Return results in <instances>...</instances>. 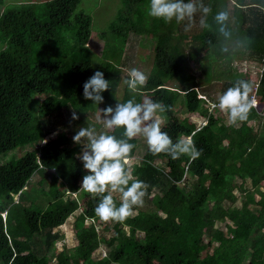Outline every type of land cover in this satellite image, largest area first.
<instances>
[{"label":"trees","instance_id":"obj_1","mask_svg":"<svg viewBox=\"0 0 264 264\" xmlns=\"http://www.w3.org/2000/svg\"><path fill=\"white\" fill-rule=\"evenodd\" d=\"M80 1L29 2L14 10L6 6L0 15V28L9 35L6 50L0 52V156L36 145L17 160L0 165V264H49V252L54 264H264V115H259L261 134H254L248 126L263 104L257 97V110L252 109L248 119L238 126L224 125L219 112L209 113L204 105L213 98L208 93L200 94L197 80L188 73L181 34L178 48L174 45L157 51L145 87L131 93L125 84L121 103L133 95L140 102L145 92L147 97L169 106L166 116L174 112L176 91H181L185 110L207 120L201 127L180 121L192 131L189 137L202 153L195 160L187 155L174 160L168 154H153L147 149L133 172L134 179L149 186L143 206L136 207L124 221H111V226H105L104 231H112L109 238H102L108 254L92 259L100 246L96 222L101 220L95 215L100 197L80 187L79 182L87 174L76 157L81 148L69 147L71 140L64 131L42 143L65 126L62 107L68 108L67 115H71V108L81 118L83 85L96 71L104 73L109 89L119 82L120 67L112 60L104 58L99 65L92 63L93 52L85 46L90 38L91 17L77 11ZM143 1L133 0L139 6ZM195 1L199 0H192ZM201 1L211 12L205 17L198 7L195 16L200 14L209 27L201 26L200 33L191 35L199 41L193 57L204 51L218 53L226 41L234 39L236 45L245 48L246 59L260 64L256 83V95L260 96L258 91H264V0L233 8L231 24L227 22L228 37L219 31L214 19L217 12L225 11V2ZM116 20L128 23L131 17L120 12ZM120 25L115 22L111 34L120 35L116 31L122 28ZM62 30L71 37L68 52L64 48L68 41L56 36ZM126 33L121 35L125 37ZM165 37L159 36V40ZM58 48L62 57L54 60L56 55L52 53ZM44 50L50 57L43 54ZM206 72L208 78L210 71ZM166 80L176 81L179 89L166 86ZM238 80L250 82L232 77L218 90L219 96ZM108 90L101 95L104 97ZM44 95L33 117L28 108L34 105L36 111L37 97ZM76 122L82 124L80 119ZM170 124L162 131L175 143L182 137L177 122ZM109 134L122 138L123 129H113ZM129 143L135 147L128 160L135 154L137 140ZM155 158L163 159L166 168L158 167ZM36 174L40 183L48 178V189L32 186L28 193L25 189ZM247 181L249 189L245 188ZM234 189L244 192V200L238 207H223L225 198L234 200ZM41 194L50 198L45 210L35 203ZM16 195L18 202L30 201L18 227L14 226L12 214L2 218ZM78 196L84 198V204L73 225L76 244L71 250L55 253L54 244L60 238L55 229L78 209ZM113 198L119 207L120 197ZM215 222L223 223L225 231L214 227Z\"/></svg>","mask_w":264,"mask_h":264},{"label":"rangeland","instance_id":"obj_2","mask_svg":"<svg viewBox=\"0 0 264 264\" xmlns=\"http://www.w3.org/2000/svg\"><path fill=\"white\" fill-rule=\"evenodd\" d=\"M50 0H3L0 3V15L2 14L4 8L6 7L8 10L17 9L18 6L21 4L33 2V3H42L47 2ZM203 1L199 0L198 2L195 1L194 3L199 6L202 4ZM225 2V11L229 13V24H231L233 18V8L237 7L238 5H247L250 3L255 2L254 0H223ZM238 4V5H237ZM150 6V0H144L140 6L139 3H134L133 0H81L79 5L77 6V11H81L84 14H87L91 17V33L90 38L87 41L86 45L89 49L93 52V59L92 63L94 65L101 64L105 59H110L113 61L114 64L119 65L120 67V76L119 82L117 87L111 88L108 92H105L103 97V102L96 105L93 104L92 101L88 100H79L80 108L79 110L83 112L81 114V118H79L82 122L78 123L71 120L72 112L74 109L69 108L71 115H67L66 110L68 108L62 107L61 111L64 118L67 119L65 126L59 128L53 134L47 136L44 141H48L53 139L58 133L64 131L67 137L71 140L69 143V147L72 146H79L82 150L83 144H86L87 141H83V144H76L73 141V136L79 131L81 127H89L94 126L98 132L101 131H108L109 133L112 130H107L103 127V124L100 122V119L103 116L102 110L106 109L107 107H112L115 109L117 103L122 102V98L124 95L125 83L124 80L127 78V73L132 68H137L143 72L147 76L151 75V70L154 64V57L158 50H162L163 47H175L178 48V43L180 37L182 39V49L184 50L185 56H187V71L189 74H192L195 79L197 80L198 84V91L200 94L208 93L213 99H207V103H205V108H208V112L215 114H221L224 118V125H228V116L226 113H223L219 110V108L213 109L212 104L218 103L219 96L218 90L223 86V83L228 81L230 78H247L250 80L251 84L256 87V83L259 80V70L260 64L246 59V52L243 46L236 45V41L234 39H230L226 41L222 47L219 49L218 53L211 50L210 52H199L197 57H193L197 51L198 42L197 40L191 38V35L200 33L201 30V17L200 14H197V17L194 16L193 21L190 23L187 19L182 21L181 23L177 24L175 20L172 22H165L163 19H157L150 17L148 15V10ZM126 13V15L131 17V21L125 23V21L118 22L116 19L119 13ZM127 17V16H126ZM117 22V25L121 23L120 29L116 31L120 33V35H116L115 33L111 34L110 28L111 26ZM130 24V26L128 25ZM128 25V26H127ZM189 28V31H185V28ZM127 30H129L127 32ZM127 32V33H126ZM126 36L123 37L121 34H125ZM182 36H181V35ZM166 36L165 40H159V36ZM57 37L65 38L66 44L64 46L65 52L70 50V40L71 37L67 35V31L62 30L58 31L56 34ZM9 35L4 32L0 28V52L6 50V46L8 45ZM41 49H45L43 47H38ZM227 49V50H225ZM10 51V50H7ZM161 52V51H160ZM228 52L229 57H227L226 53ZM43 54L46 57H50L49 51L44 50ZM55 57L54 60L61 59L62 52L61 48L57 50H53ZM121 54V58H120ZM227 57V58H226ZM49 59V58H48ZM210 71V76L207 78V72ZM165 85L172 89H179L178 84L174 80H166ZM254 90V89H253ZM255 92H251V96L254 95ZM176 100H175V109L174 112H168L166 116L163 118L162 127L171 126V121H176L177 125L176 128L179 130L182 139H188L189 135L191 134V130L187 128V126L182 125L180 123L181 120H186L189 123L195 124L197 127H201L206 124V119L199 115V113H190L185 110L184 103H183V94L181 91H176ZM256 94V93H255ZM260 96H256L259 99V102L262 103L261 109L258 111V116L255 117L248 123V126L253 128L254 134H261L262 128L259 119V115H264V91L257 93ZM147 93H141L140 102L143 101L145 97H147ZM208 96V95H207ZM44 96L37 97L38 103L36 104V111L33 106H29L28 110L31 115L34 117L35 114L38 112L39 106L42 101L45 99ZM260 97V98H259ZM149 98V97H147ZM206 98H210L209 96ZM88 108H84L87 107ZM259 108V107H258ZM86 109V110H85ZM255 109V108H253ZM257 110V109H255ZM76 111V110H75ZM55 115V112L51 114L49 117ZM78 115V114H77ZM74 122V124H73ZM238 126V125H236ZM137 140V148L135 150V154L132 159L127 160L126 167L127 170L132 174L134 172V168L137 167L138 162L143 157L144 153L147 151L148 146L146 143L145 138L143 137H136ZM36 145H26L22 148H16L5 155L0 156V165L10 163L12 161L17 160L26 152L35 149ZM81 153V151L79 152ZM77 160L80 164L83 165V162L78 159V155L76 156ZM154 163L158 167L166 168L165 161L160 158H155ZM53 172V171H51ZM48 179V178H47ZM44 179L40 183V176L38 174L34 175L33 179L31 180L30 184L25 189L26 192L30 193V187L35 186L36 188L42 187L43 190L48 189V180ZM42 180V178H41ZM239 182V181H237ZM82 180L79 182L81 187ZM245 188H250V183L247 181L245 183ZM156 192V190L154 191ZM151 193L150 197L153 196ZM233 194L235 196L234 200L225 198L222 201V206L227 208L229 206H239L240 203L244 200V192L234 189ZM112 195H118L117 193H112ZM73 195L72 197H74ZM79 207L78 209L72 213L64 222L63 225L55 229L59 232L60 238L54 244V252H61V250H71L74 248L76 244V239L74 235V221L75 219L81 214L83 211V204L84 198H80L78 196ZM50 198L41 194L37 201H35L36 206L45 210L46 205L48 204ZM18 196L14 197V202L9 210L8 214H3L2 218L5 220L7 217L12 214V219L14 220V226L18 227L20 224V217L25 208L29 206V200L26 202H18ZM17 218H16V216ZM40 226L43 227L44 224L41 221ZM105 226H111V221L103 222L99 221L96 222V231L99 235V242L100 246L97 250L94 251L92 254L93 260H99L100 258L105 257L108 254V248L105 244H103L102 238H109L112 234L111 229L104 231ZM216 228L225 231V227L223 223L215 222ZM17 229V228H15ZM16 235L19 234L16 232ZM55 255V254H54ZM49 257V264H54L52 258V253H48Z\"/></svg>","mask_w":264,"mask_h":264},{"label":"clouds","instance_id":"obj_3","mask_svg":"<svg viewBox=\"0 0 264 264\" xmlns=\"http://www.w3.org/2000/svg\"><path fill=\"white\" fill-rule=\"evenodd\" d=\"M203 12L206 17L211 9L200 4L197 6L192 0H150L148 15L153 18L163 19L165 22L176 21L177 24L187 19L190 23L196 12ZM215 22L219 31L225 36H230L227 31L229 13L219 11L216 13ZM201 26L209 27L204 19ZM189 31V28H185ZM227 50V49H225ZM148 76L145 72L132 68L127 73L124 83L131 93H136L146 86ZM110 87L104 73L96 71L83 85V97L93 104L103 102L104 91ZM252 84L246 80H238L232 87L219 96L218 103H213L212 108L226 113L228 121L237 125L248 119L251 110L256 106V101L250 98ZM169 106L163 102L154 101L145 97L142 102H137L135 96L126 102L117 103L115 109L107 107L102 110L100 122L107 130L123 129L122 138L109 134L108 131L98 132L94 126L81 127L73 136L76 144H83L78 159L83 162L87 174L83 176L81 188L99 196L100 201L95 208V215L103 222H121L130 217L136 207H142L147 194L148 185L139 179H134L126 168V162L135 147L129 143L136 137L146 140L148 149L153 154L165 153L172 159L187 155L190 160L198 159L202 150L196 148L194 140L178 139L175 143L167 132L162 131L164 114ZM79 116L73 110L71 120H78ZM105 193H109L104 195ZM112 193L120 194V204L117 207Z\"/></svg>","mask_w":264,"mask_h":264},{"label":"built area","instance_id":"obj_4","mask_svg":"<svg viewBox=\"0 0 264 264\" xmlns=\"http://www.w3.org/2000/svg\"><path fill=\"white\" fill-rule=\"evenodd\" d=\"M256 89H257V86L255 87V89H254V91H253V92H255V93H256V92H257V90H256ZM255 93H254V95H253V96H251V97H250V98H252V99H254V100L256 101V106H255L254 108H256V107H257V97H256L257 95H256Z\"/></svg>","mask_w":264,"mask_h":264},{"label":"bare ground","instance_id":"obj_5","mask_svg":"<svg viewBox=\"0 0 264 264\" xmlns=\"http://www.w3.org/2000/svg\"><path fill=\"white\" fill-rule=\"evenodd\" d=\"M257 105H258V103H257ZM257 108V107H256Z\"/></svg>","mask_w":264,"mask_h":264}]
</instances>
